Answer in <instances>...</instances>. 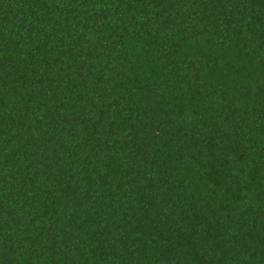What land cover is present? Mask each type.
Masks as SVG:
<instances>
[{
  "label": "trees",
  "instance_id": "obj_1",
  "mask_svg": "<svg viewBox=\"0 0 264 264\" xmlns=\"http://www.w3.org/2000/svg\"><path fill=\"white\" fill-rule=\"evenodd\" d=\"M0 264H264V0H0Z\"/></svg>",
  "mask_w": 264,
  "mask_h": 264
}]
</instances>
